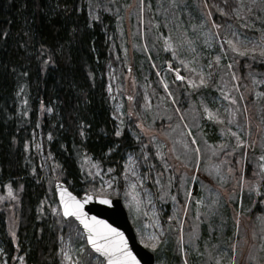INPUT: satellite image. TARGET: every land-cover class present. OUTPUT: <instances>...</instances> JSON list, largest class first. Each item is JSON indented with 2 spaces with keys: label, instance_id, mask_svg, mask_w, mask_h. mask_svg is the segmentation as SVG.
I'll return each mask as SVG.
<instances>
[{
  "label": "trees",
  "instance_id": "16d2710c",
  "mask_svg": "<svg viewBox=\"0 0 264 264\" xmlns=\"http://www.w3.org/2000/svg\"><path fill=\"white\" fill-rule=\"evenodd\" d=\"M206 1L216 25L227 23L226 30L236 23L244 24L246 31L250 28L246 23L250 12H241L239 1ZM199 3L202 7L205 0ZM130 4L131 0H0V264H63L59 259L63 219L53 214L60 212L54 192L57 181L67 183L77 196L91 193L115 199L126 196V180L132 174L143 185V196L157 192L161 225L178 229L170 203L158 202L162 172L171 168L159 155V141L144 135L140 125H147L145 94L151 103L168 100L176 113L168 96L179 100L186 85L171 83L168 94L151 63L149 80L139 79L143 64L138 56L127 66L122 48L125 26L115 9ZM189 10L193 13V8ZM165 39L160 42L167 47ZM159 50L168 64L165 50ZM245 52L256 61L251 70L262 72L263 51ZM129 68L137 80L131 110L126 94L117 95L118 84L126 87L123 77ZM214 83L207 90L200 84L196 88L203 94ZM171 86L177 88L173 93ZM99 176L113 183L109 192L99 184ZM10 204L20 217L16 244L7 220ZM70 222L80 231L75 221ZM181 252L177 242L166 264H184Z\"/></svg>",
  "mask_w": 264,
  "mask_h": 264
},
{
  "label": "rangeland",
  "instance_id": "374dc122",
  "mask_svg": "<svg viewBox=\"0 0 264 264\" xmlns=\"http://www.w3.org/2000/svg\"><path fill=\"white\" fill-rule=\"evenodd\" d=\"M237 1L241 12H250L248 21L244 19L248 31L244 24H228L227 30V23L216 25L206 0L202 7L199 0H131L126 8L115 9L125 26L122 48L127 66L135 56L143 64L139 79H150L151 63L168 94L171 83L186 85L179 100L168 96L176 113L168 100L151 103L145 94L147 125H140L144 135L159 141V155L171 168L162 172L158 202L170 203L178 229L161 225L157 192L143 196V185L132 174L121 198L139 242L151 252L158 249L159 264L173 257L177 242L184 264H264V62L262 72L251 70L256 61L245 52L260 48L264 53V0ZM166 37L167 47L160 42ZM160 47L168 64L160 58ZM129 69L123 77L126 87L118 84L117 95L126 94L131 110L137 80ZM212 81L209 92L196 88L200 84L207 90ZM102 183L109 192L113 183L99 176ZM9 209L10 237L16 244L20 217L15 205ZM53 214L63 219L60 212ZM59 223L65 231L59 252L63 264H101L91 256L81 230L70 220Z\"/></svg>",
  "mask_w": 264,
  "mask_h": 264
},
{
  "label": "water",
  "instance_id": "95a60500",
  "mask_svg": "<svg viewBox=\"0 0 264 264\" xmlns=\"http://www.w3.org/2000/svg\"><path fill=\"white\" fill-rule=\"evenodd\" d=\"M54 190L63 218L65 220L72 218L77 222L78 226L85 234L89 249L95 255L103 259L105 264H107V258L97 253L88 243L87 240L88 232L86 229H84V226L77 219H75V217L64 216V207L61 202L62 194L66 198L68 194H70L72 197H75L77 200L85 201L83 210L85 213H87L88 217L94 216L97 218V220L104 221L106 224L111 225L113 228L123 233V237L127 242L129 250L136 257V259L139 260L140 264H155V256L138 242L136 233L130 223L127 211L121 199L107 198L111 201V204L105 205L100 203V200L104 199V197H98L89 193H85L81 196H77L69 189L67 183L65 182H56L54 185ZM88 197H91V199H88Z\"/></svg>",
  "mask_w": 264,
  "mask_h": 264
},
{
  "label": "snow or ice",
  "instance_id": "6c2138e0",
  "mask_svg": "<svg viewBox=\"0 0 264 264\" xmlns=\"http://www.w3.org/2000/svg\"><path fill=\"white\" fill-rule=\"evenodd\" d=\"M178 79H183V77L178 76ZM261 159L264 160V157H261ZM9 195H12L10 188ZM88 199H91V197H88ZM61 202L64 207V216L75 217L84 226V229L88 232V243L97 253L107 258V264H140L139 260L129 250L123 233L104 221L97 220L94 216L88 217L83 210L85 201L77 200L70 194L66 198L62 194ZM100 203L110 205L111 201L104 198L100 200Z\"/></svg>",
  "mask_w": 264,
  "mask_h": 264
}]
</instances>
